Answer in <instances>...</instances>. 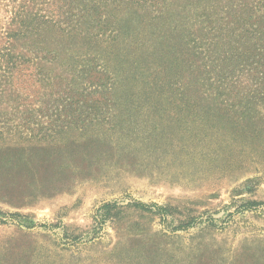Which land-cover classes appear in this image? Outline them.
<instances>
[{
  "label": "rangeland",
  "instance_id": "rangeland-1",
  "mask_svg": "<svg viewBox=\"0 0 264 264\" xmlns=\"http://www.w3.org/2000/svg\"><path fill=\"white\" fill-rule=\"evenodd\" d=\"M107 82L0 75V264H264L263 136Z\"/></svg>",
  "mask_w": 264,
  "mask_h": 264
},
{
  "label": "trees",
  "instance_id": "trees-1",
  "mask_svg": "<svg viewBox=\"0 0 264 264\" xmlns=\"http://www.w3.org/2000/svg\"><path fill=\"white\" fill-rule=\"evenodd\" d=\"M13 1L0 32L1 77L40 74L64 85L68 103L102 77L98 87L136 86L170 107L223 110L237 132L264 139V0ZM133 205L168 214L154 202Z\"/></svg>",
  "mask_w": 264,
  "mask_h": 264
}]
</instances>
